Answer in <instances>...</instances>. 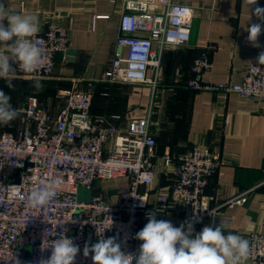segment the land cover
<instances>
[{
    "label": "built area",
    "instance_id": "built-area-1",
    "mask_svg": "<svg viewBox=\"0 0 264 264\" xmlns=\"http://www.w3.org/2000/svg\"><path fill=\"white\" fill-rule=\"evenodd\" d=\"M194 11L192 6L174 0H126L117 45L126 47L128 54L123 57L117 51L101 81L157 86L165 50L186 45L191 39ZM33 42L44 50L43 67L32 74L18 66L16 71L31 79L50 78L57 55L69 47L68 30L51 20L40 27ZM202 48L192 66L191 89L264 100V66L249 64L239 82H203L201 77L212 63L211 46ZM149 72L153 77H148ZM94 88L90 82L87 89L72 86L61 91L58 97L65 101V107L56 117L32 96L23 110L24 126L17 132L0 130V264H16V260L38 264L41 257H49L51 249L41 251L46 230H50L49 243L67 230L65 235L81 250L75 264H92L91 254L85 258L83 248L86 242L98 241L97 231L101 238L116 237L125 253L138 255L142 242L135 234L147 219L148 206V195L140 187L153 184L157 170L152 163L157 145L151 130L153 104L145 117L132 119L123 132L105 117L92 114ZM164 159L166 165L177 160L178 166L171 189L157 194L159 216L177 199L182 203L181 222L189 220L201 228L216 226L224 207L245 201L246 193H242L211 205L215 196L205 191L222 158L209 147L197 145L175 159L170 155ZM118 178L128 179L126 191L113 194L99 185ZM42 182H55L57 196L45 208H31L27 195ZM86 191H90L88 201L80 200L88 196ZM140 199L147 202L143 207ZM242 236L250 242L248 263L264 264V231Z\"/></svg>",
    "mask_w": 264,
    "mask_h": 264
},
{
    "label": "crops",
    "instance_id": "crops-1",
    "mask_svg": "<svg viewBox=\"0 0 264 264\" xmlns=\"http://www.w3.org/2000/svg\"><path fill=\"white\" fill-rule=\"evenodd\" d=\"M125 1L8 0L14 13L37 15L42 28L54 20L69 33V47L57 55L53 75L38 79L42 89L33 87L34 79L16 73L14 90L0 79V89L11 96L12 105L20 112L9 124L24 126L23 110L32 96L38 97L49 114L56 117L65 107L58 94L72 86L87 89L90 82L95 84L92 114L105 117L120 131L125 132L132 119L145 117L153 104L151 130L157 145L152 163L157 170L153 184L140 187L148 195L146 212L158 208L157 194L169 191L174 183L178 161L166 165L165 156L175 159L194 146L204 145L222 158L218 173L205 191L215 196L211 205L246 193L244 202L222 209L223 218L230 224L227 231L240 235L264 231V100L188 86L193 78V63L206 44L211 46L212 65L202 81L239 82L246 67L257 63L258 54L264 51V29L258 38L261 48L252 47L246 40V28L261 21L251 10L249 13L242 0H174L194 8L192 34L188 44L165 50L157 86L109 84L101 79L116 52L121 51L123 57L128 54L126 47L117 45ZM256 6L264 7L262 0ZM137 35L145 37L143 33ZM148 77L153 73L149 72ZM19 104H24L23 108ZM21 128L0 130L17 132ZM99 185L114 194L126 191L129 182L118 178ZM157 219L179 224L181 201L174 199L171 209L163 216L157 215ZM146 223L147 219H143L142 228ZM194 227L197 233L202 230ZM244 264L249 263L246 260Z\"/></svg>",
    "mask_w": 264,
    "mask_h": 264
},
{
    "label": "clouds",
    "instance_id": "clouds-1",
    "mask_svg": "<svg viewBox=\"0 0 264 264\" xmlns=\"http://www.w3.org/2000/svg\"><path fill=\"white\" fill-rule=\"evenodd\" d=\"M242 4L261 21L246 28L247 42L254 48H261L258 38L264 29V7L256 6L258 0H242ZM253 6L256 7L253 9ZM39 31L37 15L14 13L8 0H0V79L5 81L8 89H15V66L28 74L43 67L44 50L33 42ZM257 64L264 66V51L258 54ZM33 87L40 90L43 84L34 79ZM19 115V110L11 103V96L0 89V124L7 125ZM56 189L55 182H42L28 193L27 205L34 209L47 207L54 202ZM140 201L141 207L147 203ZM159 212L153 209L145 213L147 223L135 234V239L142 242L138 255L125 253L116 237L101 238L97 231L98 241L94 244L86 242L83 256L87 258L91 254L92 264H133V261L135 264H244L250 256L249 240L227 231V223L222 217L218 225H204L197 233L191 221L184 220L179 226H174L170 220L157 219ZM209 215L216 217L213 211ZM66 231H61L50 243V230L44 232L41 251L51 249V255L41 257L38 264H75L81 250L72 238L65 235ZM16 264L20 261L16 260Z\"/></svg>",
    "mask_w": 264,
    "mask_h": 264
},
{
    "label": "rangeland",
    "instance_id": "rangeland-1",
    "mask_svg": "<svg viewBox=\"0 0 264 264\" xmlns=\"http://www.w3.org/2000/svg\"><path fill=\"white\" fill-rule=\"evenodd\" d=\"M15 73L18 74L17 71H16ZM19 105H21L22 108H23V106H24V104H19ZM19 107H20V106H19ZM22 124H23V122H22ZM21 127H22V125H21L20 123L7 124V125L0 124V129H11V130H17V129L21 128ZM100 183H101V182H100ZM100 183H99V184H100Z\"/></svg>",
    "mask_w": 264,
    "mask_h": 264
},
{
    "label": "water",
    "instance_id": "water-1",
    "mask_svg": "<svg viewBox=\"0 0 264 264\" xmlns=\"http://www.w3.org/2000/svg\"><path fill=\"white\" fill-rule=\"evenodd\" d=\"M80 191L82 192V191H84V190L81 188ZM86 193H87L88 196L85 197V198L80 197V200L88 201V199H89V195H90V191H86Z\"/></svg>",
    "mask_w": 264,
    "mask_h": 264
}]
</instances>
